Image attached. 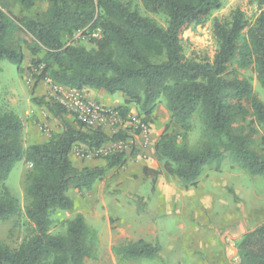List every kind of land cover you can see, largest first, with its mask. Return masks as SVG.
I'll use <instances>...</instances> for the list:
<instances>
[{
    "label": "trees",
    "instance_id": "trees-1",
    "mask_svg": "<svg viewBox=\"0 0 264 264\" xmlns=\"http://www.w3.org/2000/svg\"><path fill=\"white\" fill-rule=\"evenodd\" d=\"M40 1L0 0V61L21 63V33L30 38V70L36 79L80 92L120 93L123 105L114 109L123 118L133 106L144 121L151 120L164 96L170 125L155 142L153 157L185 188L195 187L202 168L225 154L250 175L264 176V150L253 148L258 130L264 132V104L250 80L239 78L234 70L252 71L264 89V0H249L259 10L252 22L238 8L226 20H214L216 52L212 60L200 61L184 55L182 33L204 25L221 9L220 0H140L146 12L165 18V26L121 0H42L46 9L35 18H17L10 11L18 6L28 12ZM78 32L89 36L90 49L65 43L64 38ZM32 102L45 107L60 128L47 141L24 148L22 120L11 110H0V222L19 214L18 201L5 181L15 163L24 161L30 165L24 177V211L31 224L16 248L0 243V264H85L94 254V236L83 216L68 221L64 235H53L51 214L73 209L68 191H91L108 171L125 162V155L114 153L102 166L78 168L71 161L72 149L82 145L97 151L127 135L119 131L109 136L101 128L71 123L70 113L55 101ZM194 116L202 125L203 143L197 150L187 145ZM236 249L238 264H264V221L243 234ZM112 252L119 261L153 259L159 246L137 240L114 246Z\"/></svg>",
    "mask_w": 264,
    "mask_h": 264
},
{
    "label": "rangeland",
    "instance_id": "rangeland-1",
    "mask_svg": "<svg viewBox=\"0 0 264 264\" xmlns=\"http://www.w3.org/2000/svg\"><path fill=\"white\" fill-rule=\"evenodd\" d=\"M121 1L165 26V18L146 12L140 0ZM220 2L221 9L214 11L204 25L183 31L182 47L188 59L212 60L217 49L212 27L214 20L228 19L236 8L241 9L250 22L259 14L256 5L249 0ZM45 9L46 4L41 0L28 12L21 11L18 6H12L10 11L17 18H35ZM88 37L78 32L73 38H64V41L90 49L92 45ZM18 39L22 44L21 63L16 65L8 60L0 61V110H11L21 117L22 143L27 148L47 141L53 134L59 133L60 127L45 107L32 102L33 98L54 100L49 91L50 85L45 80L36 79L37 75L30 70L29 36L19 33ZM234 70L239 78L250 80L254 94L264 104V89L258 85L252 71ZM107 97L111 98V105L124 101L120 93L107 94ZM165 103V97L161 96L149 121H144L133 106L126 115L147 124L149 137L146 145L133 136L135 129L132 127L127 128L126 138L119 143L107 142L97 151H88L82 145L72 149L71 161L75 167L83 164L102 166L104 158L113 153L122 152L125 155V162L108 171L91 191L82 194L73 189L68 191L73 209L56 210L51 214L49 230L53 235H64L67 222L78 214L83 216L94 236V254L85 264H238L236 241L264 221V176L250 175L228 154L219 162L205 165L195 187L185 188L181 182L162 171L161 165L153 157L154 144L160 135L153 138L151 132L162 133L170 125ZM69 121L77 122L72 115ZM101 129L109 136L116 133L109 126ZM262 136L264 132L259 129L254 138V149L264 150ZM202 143V125L194 116L192 129L187 134V145L191 150H197ZM141 150L149 151L157 164L156 169L147 168L146 174L141 163L136 161ZM145 152L142 154L147 160L149 155ZM133 153L134 156L131 155ZM29 170L30 165L19 161L5 181L6 188L17 199L20 208L18 215L0 222V243L11 249L16 248L31 230L24 211V177ZM154 173L157 175L153 184ZM137 240L157 244V257L119 261L114 256V246Z\"/></svg>",
    "mask_w": 264,
    "mask_h": 264
},
{
    "label": "built area",
    "instance_id": "built-area-1",
    "mask_svg": "<svg viewBox=\"0 0 264 264\" xmlns=\"http://www.w3.org/2000/svg\"><path fill=\"white\" fill-rule=\"evenodd\" d=\"M92 36L95 37L96 34L93 33ZM45 81L50 85L49 91L53 100L66 109L78 123L90 129L109 126L116 133L119 131L126 133L127 128L131 129L133 127L135 129L133 136L141 139L143 144L146 145L149 137L147 124L136 118L130 119L129 116L123 118L115 109L90 102L80 91L59 86L50 80Z\"/></svg>",
    "mask_w": 264,
    "mask_h": 264
},
{
    "label": "crops",
    "instance_id": "crops-1",
    "mask_svg": "<svg viewBox=\"0 0 264 264\" xmlns=\"http://www.w3.org/2000/svg\"><path fill=\"white\" fill-rule=\"evenodd\" d=\"M81 93L83 94V96L88 101L100 104V105H102L104 107H107V108L114 109L116 107H119V106L123 105V103L122 104L116 103V104L111 105V103H110L111 102V98L107 97V94L105 92H102V91H93V90L84 89V90H82ZM69 119H70V117H69ZM151 133H152V136L154 138V136L155 137L159 136L161 132L159 133L158 131H154L153 130ZM144 152H145L144 150H141V152L138 155V158H137L136 161H139L141 163V166H143V168L156 169L157 164L153 160V158L149 155V153H148L149 151L145 152L146 155H149L147 160H144V158H143V154L142 153H144ZM87 163H88V161H87ZM85 166L89 167L87 164H85V165L83 164L80 167H85ZM80 167H78V168H80Z\"/></svg>",
    "mask_w": 264,
    "mask_h": 264
}]
</instances>
